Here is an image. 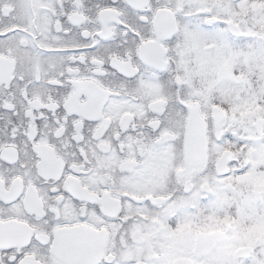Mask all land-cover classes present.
I'll use <instances>...</instances> for the list:
<instances>
[{"label":"snow or ice","instance_id":"snow-or-ice-1","mask_svg":"<svg viewBox=\"0 0 264 264\" xmlns=\"http://www.w3.org/2000/svg\"><path fill=\"white\" fill-rule=\"evenodd\" d=\"M0 264H264V0H0Z\"/></svg>","mask_w":264,"mask_h":264}]
</instances>
